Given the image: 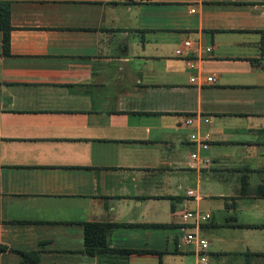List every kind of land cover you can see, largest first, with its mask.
Returning a JSON list of instances; mask_svg holds the SVG:
<instances>
[{
	"label": "crops",
	"instance_id": "1",
	"mask_svg": "<svg viewBox=\"0 0 264 264\" xmlns=\"http://www.w3.org/2000/svg\"><path fill=\"white\" fill-rule=\"evenodd\" d=\"M7 1L0 264H264V0Z\"/></svg>",
	"mask_w": 264,
	"mask_h": 264
},
{
	"label": "built area",
	"instance_id": "2",
	"mask_svg": "<svg viewBox=\"0 0 264 264\" xmlns=\"http://www.w3.org/2000/svg\"><path fill=\"white\" fill-rule=\"evenodd\" d=\"M193 47V42L189 39H185L182 41L181 45L174 49V54L176 56L183 55V50H190ZM209 48L207 47V50ZM185 64L188 67H192L193 65L189 62V60L185 61ZM193 79L191 78L190 81ZM211 77H207L206 81H211ZM192 137V135H191ZM190 157L192 159H197V155L195 153H191ZM206 161V158L202 159ZM186 194L197 198L200 196V192L195 189H188ZM210 215L207 212L200 211L198 209H188L184 210L180 213L179 218L182 223L186 225V233L184 236V240L186 244H193L196 248V264H205L206 261V249L208 246V242L205 238L198 234V229L200 225L206 223L209 219Z\"/></svg>",
	"mask_w": 264,
	"mask_h": 264
},
{
	"label": "trees",
	"instance_id": "3",
	"mask_svg": "<svg viewBox=\"0 0 264 264\" xmlns=\"http://www.w3.org/2000/svg\"><path fill=\"white\" fill-rule=\"evenodd\" d=\"M120 2L128 3V4H137L140 2H145L148 0H118ZM9 1L7 0H0V32H1V50L2 54H8V44H9V31H10V24H9ZM124 224H121L123 226ZM112 224H105V223H84L83 230H84V241L86 245H88L90 241V236H95L96 241L100 244V246L104 245L105 235L108 228H111ZM120 226V225H115ZM91 241H95L92 239ZM88 253H92V249H87Z\"/></svg>",
	"mask_w": 264,
	"mask_h": 264
}]
</instances>
